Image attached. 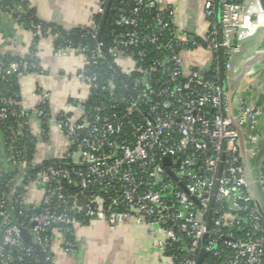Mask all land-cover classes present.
I'll return each mask as SVG.
<instances>
[{"label":"built area","instance_id":"obj_1","mask_svg":"<svg viewBox=\"0 0 264 264\" xmlns=\"http://www.w3.org/2000/svg\"><path fill=\"white\" fill-rule=\"evenodd\" d=\"M177 1L121 0L133 7L119 9L115 24L124 31L110 47L100 41L95 18L85 28L96 41L93 48L60 43V57L74 49L85 55L79 79L111 99L92 107L88 99L80 101L83 113L77 120L55 119L69 141L64 166L39 165L28 155L24 140L31 136L35 147L41 140L29 128V119L42 122L45 110L29 113L0 97L10 168L0 171L7 175L1 177L7 190L0 197V264H41L23 229L38 244L44 263L53 264L56 236L72 253L76 228L97 220L112 231L128 222L158 227L163 237L156 247L164 264H264V157L257 164L264 147V100L245 97L233 81L241 51L234 39L246 37L241 29L259 24L253 16L263 12L257 0L251 5L218 0L219 12L216 0H205L210 31L203 42L191 41L178 25ZM110 2L102 0L98 15L105 17ZM144 11L153 13L152 23L142 20ZM0 13L13 15L20 8L0 6ZM31 31L34 43L41 33L58 41V34L39 24ZM180 47L208 50L210 77L186 72ZM106 59L123 73L131 92L120 101L113 81L101 86L87 69ZM39 72L34 53L9 62L0 54V79ZM263 74V69L254 73ZM245 75L241 67L236 77L243 81ZM42 99L44 106L48 94ZM10 118L19 126L5 124ZM202 251L206 255L201 259Z\"/></svg>","mask_w":264,"mask_h":264},{"label":"crops","instance_id":"obj_2","mask_svg":"<svg viewBox=\"0 0 264 264\" xmlns=\"http://www.w3.org/2000/svg\"><path fill=\"white\" fill-rule=\"evenodd\" d=\"M16 4L20 13L32 11L41 24L70 32L89 27L101 8L102 0H19ZM176 12L179 27L189 37L192 35L191 29H194L195 40L203 41L210 31V23L205 16V0H178ZM262 21L261 26H256V38L253 41L238 44L241 51L236 57V65L240 68H245L248 61L258 56V52H264ZM31 26L20 22L10 13H0V54L20 58L34 53L40 67L37 75L26 74L18 78V106L33 113L41 107L42 95L48 94L45 106L51 119L47 131L39 118L32 116L29 119V128L41 139L34 153L41 165L62 160L67 154L69 141L54 121L62 115L77 120L83 113L78 103L89 98L90 87L78 77L87 64L85 55L74 49L69 55L60 57L56 41L51 37L41 33L33 42ZM249 30L254 31L255 28ZM196 55L199 57L196 58ZM182 58L186 72L197 70L203 76L209 73L211 53L208 50L185 49ZM262 67L264 61L256 72L260 74ZM257 79L246 90L264 100V74L258 75ZM0 171H10L1 123ZM36 195L41 194L38 192ZM162 237L158 227L152 229L145 224L128 222L112 231L106 222L97 220L76 228L75 250L72 253L64 250L56 236L52 247L53 264H164L165 259L156 247Z\"/></svg>","mask_w":264,"mask_h":264},{"label":"trees","instance_id":"obj_3","mask_svg":"<svg viewBox=\"0 0 264 264\" xmlns=\"http://www.w3.org/2000/svg\"><path fill=\"white\" fill-rule=\"evenodd\" d=\"M237 1H242V0H235ZM19 0H0V6H4V7H9L14 8V6L16 5V3H18ZM127 3V2H125ZM133 7V4L129 3V4H121V0H112L111 6L109 8V12H108V16L106 19V22L104 24V27L102 29V32L100 34V41L103 42L105 44L106 47H110L113 39L121 34L124 31V28H120L117 27L115 24V21L119 18V16L121 15L119 9L120 8H127V9H131ZM216 7H217V11L219 12V1L216 0ZM108 9V8H107ZM13 16L18 19L20 22H23L25 24H27L29 27L32 24H39L41 25L44 30L46 29H51L54 33L58 34V36L60 37V39L58 38V41H56V46H59L60 43H68V44H72L73 47H80V46H88L93 48L96 44V41H94L91 36L88 33L87 29H74L70 32L68 31H64L63 29H60L56 26H48V25H44L41 24L36 16L34 15V13L32 11L28 12V13H14ZM95 20L99 23L100 27L102 26L104 17H101L100 15L96 14L94 16ZM142 20H144L146 23H152L154 21V15L152 12L149 11H144L142 13ZM37 39V38H36ZM35 39V40H36ZM200 42H203L201 40H198ZM186 48H182L180 47L179 50H185ZM5 61L9 62L12 60H16L18 58H9V57H4ZM88 72L91 74H96L97 75V81H99V83L101 84V86H106L109 87L110 86V81H113V84H115L116 86V90H115V100L120 101L121 98L127 97L129 95H131L130 90L128 89V87L126 86V80L125 78H123L111 65V62L109 59H106L105 61H102L101 63L98 64V66L96 67H87ZM211 74H207L208 77H210ZM135 77H138V73L134 74ZM18 78L17 76L11 77L9 79H0V97L6 98V99H12L16 102L19 101V84H18ZM221 80V79H220ZM161 86V85H160ZM109 94L106 91L103 90H91L90 91V96L88 98L89 103L87 104L88 107L90 105V107H92V105L94 104L93 102H100V101H111V99H108ZM122 104L117 107V111H121L122 110ZM18 107V106H17ZM40 108L44 109L46 114L48 115L44 120H42L43 123V128L45 131H47L49 123H50V115L48 112V108L47 106H41ZM19 122L15 119L10 118L8 121H6L5 124L9 125V126H14V127H18L19 126ZM2 125V124H1ZM25 142V146L27 147L28 150V155L30 157L34 156L35 153V141L34 138H32L31 136H29L27 139L24 140ZM23 144V142H22ZM67 162L65 160H59V161H50V162H45L43 164V166H50V165H59V166H64ZM1 177H7V175L5 176L4 174L0 175V197L2 195V193L4 191H6V187L5 185L1 182ZM14 264H25V263H20V262H16ZM49 264V263H48Z\"/></svg>","mask_w":264,"mask_h":264},{"label":"water","instance_id":"obj_4","mask_svg":"<svg viewBox=\"0 0 264 264\" xmlns=\"http://www.w3.org/2000/svg\"><path fill=\"white\" fill-rule=\"evenodd\" d=\"M253 1H254V0H246V4H247V5H251V4L253 3ZM257 1H258L259 5H260V8H261L263 14H264V0H257ZM110 6H111V2L109 3V6H108V9H107V11H106V14H105V17H104V20H103L102 26H101V28H100V34H101L102 29H103V27H104V24H105V22H106V19H107V16H108V12H109V8H110ZM219 11H220V10H219ZM241 32H247V30H246V29H241ZM191 34H192V35H191L190 39H191V41H194V40H195L194 29H191ZM255 38H256V34H253V35H251V36L244 37V38L241 39V40H238V39L236 38V39H234V45L237 46V45L239 44V42H243V43L251 42V41H253ZM118 73L124 78L123 73H122L119 69H118ZM222 84H223V86H224V89H226V73H225V69H224V67H223V64H222ZM241 140H242V146H244V144H243V137H241ZM243 148H244V147H243ZM243 151H244V149H243ZM263 157H264V147H263V149L261 150V152H260V154H259V156H258L257 164H260V162H261V160L263 159ZM169 162H170L169 159L165 160V163L168 164ZM221 169H222V167H221ZM261 213H262L263 216H264V212H263L262 210H261ZM210 226H211V218L209 217L207 227L210 228ZM22 235H23L25 241H26L28 244H30L31 246H33V247L35 248L36 252H37L38 255H39V258H40V262H41V264H45V263H44V258H43V255H42L41 252H40L39 246H38L37 243H35V242L33 241V239H32V237H31L29 231L23 229V230H22ZM206 237H208V236H206ZM205 255H206V253L202 251V253H201V259H202Z\"/></svg>","mask_w":264,"mask_h":264},{"label":"bare ground","instance_id":"obj_5","mask_svg":"<svg viewBox=\"0 0 264 264\" xmlns=\"http://www.w3.org/2000/svg\"><path fill=\"white\" fill-rule=\"evenodd\" d=\"M260 12V11H259ZM257 19H258V23L259 24H254L252 25L249 29H252V28H255L254 31H250V30H247V32H244L245 36H251L253 35L256 30H257V27L258 25H260V23H262L264 20V14L263 13H260L258 16H257ZM243 34V35H244ZM264 61V52L260 53L258 52V56H256L255 58H253L252 60L248 61V63L246 64L245 68H243L246 72V75L244 76L245 79H248L249 77H252L254 75V73L256 72V69L258 66H260V64ZM240 67L239 66H235L234 68V78H233V81H234V85L235 87L238 89L242 86V80H240L239 78L236 77L237 75V72L239 71ZM235 88V89H236ZM239 90V89H238Z\"/></svg>","mask_w":264,"mask_h":264},{"label":"rangeland","instance_id":"obj_6","mask_svg":"<svg viewBox=\"0 0 264 264\" xmlns=\"http://www.w3.org/2000/svg\"><path fill=\"white\" fill-rule=\"evenodd\" d=\"M253 18H255V21H257V16H253ZM191 55L193 56L194 54L191 53ZM199 56L196 55V58H198ZM262 69L264 70V67H262ZM258 78V75H255V76H252V77H249L248 79H243V83H242V86H241V89H240V93H242L245 97L251 95L249 93V91L246 90V87L247 86H250L251 84L254 83V81H256ZM264 97V96H263ZM263 197H264V193H263Z\"/></svg>","mask_w":264,"mask_h":264}]
</instances>
